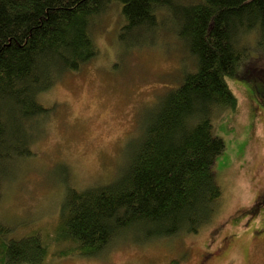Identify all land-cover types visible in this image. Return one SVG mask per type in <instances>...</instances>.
<instances>
[{"label":"trees","instance_id":"16d2710c","mask_svg":"<svg viewBox=\"0 0 264 264\" xmlns=\"http://www.w3.org/2000/svg\"><path fill=\"white\" fill-rule=\"evenodd\" d=\"M111 11L124 52L172 44L183 74L141 114L121 173L83 189L64 181L54 241L69 243L65 256L102 253L135 229L133 243L197 234L222 193L214 163L225 143L213 121L238 104L224 77L244 82L264 107V0H0V193L46 131L51 109L41 96L99 59L96 36ZM7 232L2 226L0 264L47 256L38 234Z\"/></svg>","mask_w":264,"mask_h":264},{"label":"rangeland","instance_id":"374dc122","mask_svg":"<svg viewBox=\"0 0 264 264\" xmlns=\"http://www.w3.org/2000/svg\"><path fill=\"white\" fill-rule=\"evenodd\" d=\"M118 20L112 11L102 19L96 36L102 51L99 59L66 75L41 96V104L51 109L43 123L46 131L30 144L34 154L15 162L4 180L0 229L7 228V238L38 234L47 253L39 264H196L200 253L208 255L204 251L213 250L229 233L236 236L230 252L209 264H246L242 256L246 243L252 252L250 263L264 264V239L253 238L264 212L250 227L245 219L264 195V112L252 116L244 82L235 84L229 77L224 78L238 104L213 121L225 143L214 163L222 193L214 216L197 234L181 232L133 243L142 235L134 228L102 253L86 257L77 252L65 256L62 249L69 243L54 241L67 189L64 181L83 189L121 173L138 138L141 114L166 89L161 86L183 74L181 55L175 54L172 44L159 42L124 52L117 38Z\"/></svg>","mask_w":264,"mask_h":264},{"label":"flooded vegetation","instance_id":"af4514ba","mask_svg":"<svg viewBox=\"0 0 264 264\" xmlns=\"http://www.w3.org/2000/svg\"><path fill=\"white\" fill-rule=\"evenodd\" d=\"M248 99L252 103L250 105V109L252 110L254 114L260 111L264 112V107L261 105L260 101L256 97L254 98V96L251 95V93ZM252 205L253 206L248 211V215H247L248 217H245V219H247L246 222H248L247 225L249 227L250 225H252L251 222L257 221V219L259 218L258 215L260 214V212H264V195L260 196V199L256 201L255 203H253ZM263 219L262 221L260 220L261 223L259 225V229L254 231L253 238H255L256 240L264 239V220ZM220 239L221 240L219 241V244L213 250L204 251V253H207L208 255L204 256L202 253L199 254V257L197 260L198 262H196V264H209L210 261L218 260L219 258L229 253L230 252L229 250H231V249H228L229 244L231 242L232 244L234 243V241L236 240V236L235 234L229 233L225 236H222ZM247 245L248 243L245 244L246 248L243 249L242 256H243V259H245L246 264H251L249 257L251 256L252 252L250 254V251H249L250 248H248Z\"/></svg>","mask_w":264,"mask_h":264}]
</instances>
